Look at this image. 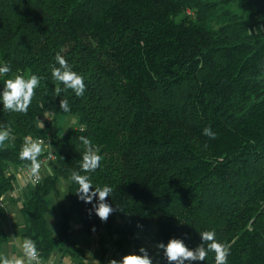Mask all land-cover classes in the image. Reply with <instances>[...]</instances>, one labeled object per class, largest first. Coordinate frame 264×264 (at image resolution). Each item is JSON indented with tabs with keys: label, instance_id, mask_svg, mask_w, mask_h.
I'll list each match as a JSON object with an SVG mask.
<instances>
[{
	"label": "trees",
	"instance_id": "16d2710c",
	"mask_svg": "<svg viewBox=\"0 0 264 264\" xmlns=\"http://www.w3.org/2000/svg\"><path fill=\"white\" fill-rule=\"evenodd\" d=\"M222 5L0 0V66L11 68L0 76V92L16 75L42 77L27 115L0 103V126L15 137L0 148V194L16 187L8 166L30 165L19 156L24 138H49L52 171L26 187L19 206L22 236L36 242L43 259L56 248L72 251L76 214L79 229L97 233L99 242L100 228L109 229L114 218L121 220L116 233L128 243L155 220V264H168L158 243L178 238L194 249L203 231L231 245L228 264H264V0H239L241 15L219 14ZM58 53L84 78L86 90L80 97L67 89L56 95L58 107L61 99L70 107L60 112L76 115L78 124L50 134L48 98L56 87L64 89L51 75ZM38 119L48 124L41 128ZM208 126L216 139L202 134ZM81 135L103 156L94 173L81 174L90 176L92 190L112 188L106 202L118 210L107 222L89 215L98 198L81 201L70 180L80 171ZM60 176L69 180V207L59 206L54 235L45 214ZM5 212L0 207V247L7 240ZM214 255L193 264H215Z\"/></svg>",
	"mask_w": 264,
	"mask_h": 264
},
{
	"label": "clouds",
	"instance_id": "9594fccd",
	"mask_svg": "<svg viewBox=\"0 0 264 264\" xmlns=\"http://www.w3.org/2000/svg\"><path fill=\"white\" fill-rule=\"evenodd\" d=\"M55 60L57 66L52 68V78L59 84H63L64 89L55 88L57 96L62 90H71L77 97L83 96L86 85L84 78L75 72L68 61L59 53ZM11 71L9 65L0 66V76H7ZM42 77L30 74L27 78L23 75H16L14 78H8L4 82L2 92H0V103L3 104V109L7 112H16L27 115L29 107L36 95V89L40 86ZM59 107L61 111L68 112L70 107L66 99H61ZM39 127L43 128L42 121L37 120ZM202 134L209 139H216V133L211 126L205 127ZM7 126H0V148L5 147L6 142L14 141ZM79 146L83 149L82 159L80 163V171H73L70 180L78 185L75 192L77 197L85 203H93L94 198H98L96 203H93L92 209L89 210V215L94 211L95 215L101 222H107L111 214L118 210L114 209L106 202L111 196L112 188L105 185L103 187H95L91 183L90 176L83 173H94L100 166L103 156L100 154L98 147L93 144L91 138L81 135L76 138ZM206 147V145H205ZM44 151V142L34 140L30 136L25 137L24 144L20 150L19 156L21 160L30 162L29 170L34 177L39 176L41 163L39 157ZM64 183L61 178V184ZM95 231V228H93ZM201 243L194 249H190L182 239L171 238L165 245L160 242L156 247L163 252V256L168 264H193V262H203L209 252H213L215 264H228L231 245L217 241L213 231L200 232ZM20 254H0V264H41L36 242L33 239L25 238L17 243ZM140 254L130 253L124 255L119 261L113 259L109 264H153V259L148 254V251L141 247Z\"/></svg>",
	"mask_w": 264,
	"mask_h": 264
},
{
	"label": "crops",
	"instance_id": "0c3cea01",
	"mask_svg": "<svg viewBox=\"0 0 264 264\" xmlns=\"http://www.w3.org/2000/svg\"><path fill=\"white\" fill-rule=\"evenodd\" d=\"M46 174H49V171L47 172L46 170L45 175ZM28 185L29 184H25L23 178H17L16 187L14 189L15 194L9 197L5 205L6 212L1 218V228L5 231L7 240L1 245L0 254H20L17 243L24 239L22 236L24 220L20 213L19 206L21 198L23 197L24 188ZM107 226V224L102 226L106 229L107 234L103 235L104 237L100 242L98 234L96 236L91 235L89 239L90 242L88 240V242H85V244L91 245V248L93 247V251L82 247L84 244L82 245L80 243L79 238L72 239L71 237V241L75 243L72 247V251L68 250L66 247L56 248L48 257L54 259L59 264H79L80 262H82L81 264H109V261L113 259L119 261L124 255L130 253L140 254L139 249L143 247L148 251V254L153 259V264H155L156 257L154 252L157 249L149 233L146 234L142 231V234H136V242L128 243L120 240L121 237L119 235H113V233H116L118 226L111 227L109 224V229Z\"/></svg>",
	"mask_w": 264,
	"mask_h": 264
},
{
	"label": "rangeland",
	"instance_id": "374dc122",
	"mask_svg": "<svg viewBox=\"0 0 264 264\" xmlns=\"http://www.w3.org/2000/svg\"><path fill=\"white\" fill-rule=\"evenodd\" d=\"M220 1H222L223 5H222V11L219 12V14L220 13H222V14H224V13H229V14L237 13L239 15L244 14L242 12L243 10L239 7V0H220ZM213 23H215V19L213 20ZM254 25L257 26L256 24H254ZM26 74H27V72H26ZM46 116H47L46 120H48V122H50V124L44 123V121H42V123H44L45 125H47V124L49 125L48 132L50 134H56V133L57 134H63L64 131L69 126H77V124H78V119H77L76 115L70 114V113L60 112L58 104L56 102L55 89L52 92V94L50 95V97L48 98L47 107H46V114L44 117H46ZM44 117H42L41 119L43 120ZM50 145H51V140H50ZM46 148H49V147L47 146ZM50 148H51V146H50ZM51 150H52V148H51ZM53 154H54V152H53ZM46 170H47V172L49 171V173L51 172L50 163L44 166V171L42 172L43 176L45 175ZM61 178H63V180H64L63 184H61ZM68 184H69L68 178L63 177V176L58 177L57 183H56V191H51L47 195V198L49 199V206H48V210H47L45 216L47 219L48 226L54 235H56L57 230H58L57 222L60 218L59 206L62 205L65 209H68V207H69ZM25 189H26V187L24 188V190ZM70 221H71V225H72V239L79 238L80 243L82 245L84 244L82 247H84L87 250L90 249L93 251V247L91 248V245L85 244V242L87 240L89 241L90 236L86 235L85 233H83L79 229L80 219H79L78 215L73 214ZM120 222H121V220L118 217L114 218L110 221V226L111 227H117L120 224ZM142 231H144V230L139 229L136 232V234L140 235V234H142ZM155 231H156V221L154 220L150 223L149 228L147 229V233H149V236H152V235H154ZM92 235L96 236L97 233H93ZM124 245H126V244H124ZM94 250H96V249H94ZM159 253H160L159 250H156L154 252L156 260H157Z\"/></svg>",
	"mask_w": 264,
	"mask_h": 264
},
{
	"label": "built area",
	"instance_id": "2783aa9c",
	"mask_svg": "<svg viewBox=\"0 0 264 264\" xmlns=\"http://www.w3.org/2000/svg\"><path fill=\"white\" fill-rule=\"evenodd\" d=\"M30 136V135H28ZM26 136V137H28ZM32 139L34 140H41L44 142V151L41 154V156L39 157L40 163H41V168H40V172H39V176L34 177L32 175V173L29 170V166H21V165H10L7 168L8 172L14 173L16 175L17 178L21 177L23 178L25 184H29V185H35L36 183L40 182L41 179L43 178V174L42 172L44 171V166L49 164L51 161H53L55 159V155L53 154L51 148H50V139L49 138H41V137H32L30 136ZM25 138L23 140L24 144ZM49 148H46V147ZM14 193L13 191L7 192V193H1L0 194V207H5L6 203L8 202L9 197H11ZM100 232L102 234H107L106 233V229L101 227L100 228ZM113 235H119L118 233H113ZM39 260L41 262V264H59L57 261H55L54 259L47 257V258H42L39 255Z\"/></svg>",
	"mask_w": 264,
	"mask_h": 264
}]
</instances>
